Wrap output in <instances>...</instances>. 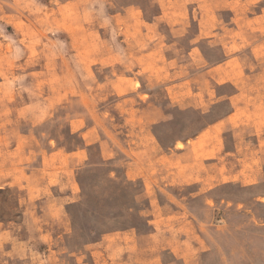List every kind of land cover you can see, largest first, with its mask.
<instances>
[{"label":"rangeland","instance_id":"rangeland-1","mask_svg":"<svg viewBox=\"0 0 264 264\" xmlns=\"http://www.w3.org/2000/svg\"><path fill=\"white\" fill-rule=\"evenodd\" d=\"M0 264H264V0H0Z\"/></svg>","mask_w":264,"mask_h":264}]
</instances>
